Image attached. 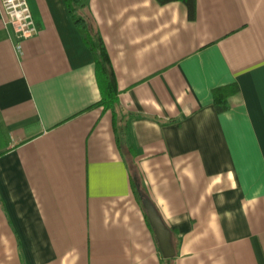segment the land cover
Here are the masks:
<instances>
[{
    "label": "crops",
    "instance_id": "crops-1",
    "mask_svg": "<svg viewBox=\"0 0 264 264\" xmlns=\"http://www.w3.org/2000/svg\"><path fill=\"white\" fill-rule=\"evenodd\" d=\"M27 3L24 41L0 5V264H264V0H87L108 108L66 1Z\"/></svg>",
    "mask_w": 264,
    "mask_h": 264
},
{
    "label": "trees",
    "instance_id": "trees-1",
    "mask_svg": "<svg viewBox=\"0 0 264 264\" xmlns=\"http://www.w3.org/2000/svg\"><path fill=\"white\" fill-rule=\"evenodd\" d=\"M69 13L71 14L75 24L78 26L82 39L88 49L92 52L95 65L96 75L99 80V87L102 94V99L99 102L100 106L113 107L116 103L117 88L114 78V73L103 45L100 35L92 33L89 25L82 15V11L87 6V0H65ZM160 5H165L176 0H156ZM184 3L188 10V17L190 20L195 18L196 0H177ZM238 86L231 84L215 88L213 90V101L217 113H223L228 110V99L238 92ZM132 171V170H131ZM137 173L131 172V184L134 191L138 194L136 187Z\"/></svg>",
    "mask_w": 264,
    "mask_h": 264
},
{
    "label": "built area",
    "instance_id": "built-area-1",
    "mask_svg": "<svg viewBox=\"0 0 264 264\" xmlns=\"http://www.w3.org/2000/svg\"><path fill=\"white\" fill-rule=\"evenodd\" d=\"M0 5L5 15V24L15 32L19 41L33 38L37 34L27 0H0ZM20 50V44L17 45Z\"/></svg>",
    "mask_w": 264,
    "mask_h": 264
},
{
    "label": "water",
    "instance_id": "water-1",
    "mask_svg": "<svg viewBox=\"0 0 264 264\" xmlns=\"http://www.w3.org/2000/svg\"><path fill=\"white\" fill-rule=\"evenodd\" d=\"M137 188L140 191V184H137ZM141 198L143 209L146 212L147 220L154 232V236L158 243L159 250L165 259H171L175 256V250L171 244V234L167 227L164 225L162 219L158 215L152 202L144 197V195L139 192Z\"/></svg>",
    "mask_w": 264,
    "mask_h": 264
}]
</instances>
